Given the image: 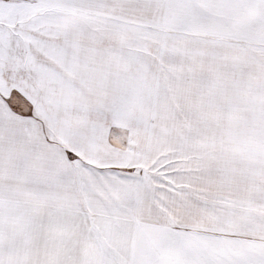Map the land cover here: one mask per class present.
Masks as SVG:
<instances>
[{"label":"snow or ice","instance_id":"snow-or-ice-1","mask_svg":"<svg viewBox=\"0 0 264 264\" xmlns=\"http://www.w3.org/2000/svg\"><path fill=\"white\" fill-rule=\"evenodd\" d=\"M0 264H264V0H0Z\"/></svg>","mask_w":264,"mask_h":264}]
</instances>
